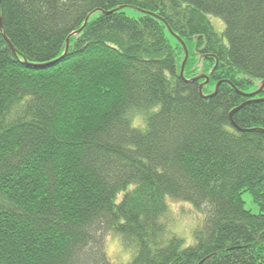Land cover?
<instances>
[{
    "label": "trees",
    "instance_id": "obj_1",
    "mask_svg": "<svg viewBox=\"0 0 264 264\" xmlns=\"http://www.w3.org/2000/svg\"><path fill=\"white\" fill-rule=\"evenodd\" d=\"M262 81L264 0H0V264H264Z\"/></svg>",
    "mask_w": 264,
    "mask_h": 264
},
{
    "label": "rangeland",
    "instance_id": "obj_2",
    "mask_svg": "<svg viewBox=\"0 0 264 264\" xmlns=\"http://www.w3.org/2000/svg\"><path fill=\"white\" fill-rule=\"evenodd\" d=\"M128 15L132 17H138L141 12L135 8H125ZM211 22L217 32L223 33L225 30V22L215 15L210 16ZM246 202V207L254 213L260 212L259 205L254 201L253 194L249 191L243 194ZM170 202V201H169ZM171 203V202H170ZM173 217L176 222V226L179 230H182L187 238V245H189L188 238L191 237V241H194L193 231L197 226H202L204 223V214L198 215L191 209L192 206L188 202H181L179 200L172 201ZM107 242V253L113 264H127L133 260L136 255V250L133 248L125 247L122 237L116 232H107L105 234ZM191 242V243H192ZM130 254V259H125Z\"/></svg>",
    "mask_w": 264,
    "mask_h": 264
},
{
    "label": "water",
    "instance_id": "obj_3",
    "mask_svg": "<svg viewBox=\"0 0 264 264\" xmlns=\"http://www.w3.org/2000/svg\"><path fill=\"white\" fill-rule=\"evenodd\" d=\"M120 8H123V7H120ZM87 21H88V19L86 20L84 26H83L80 30H78L77 32H75V33H79V32H81V30H82V29L85 27V25L87 24ZM178 39H179V40L181 41V43L183 44L184 49H185V53H186V56H185V59H184V61H183V65H182V72H181V76L185 79L184 72H185V66H186L187 60H188V58H189V50H188V47H187V45L185 44V42L182 40V38L178 36ZM68 43H69V40H68ZM68 48H69V45H67V51H68ZM35 66H36V67H42V66H44V65H35ZM201 78H205V79H206L205 83H202V84L200 85L201 93H202V95H204L205 97L214 96V95L218 92V89H219L220 84L223 82V81H219V82H218V84L216 85V89H215L214 93H212V94H210V95H205V94L203 93V86H204L206 83H208V82L210 81L209 77H208L206 74H202V75H200V76H196V77H194L193 79H186V81L191 82V81L199 80V79H201ZM226 82L231 83L230 81H227V80H226ZM263 91H264V81H262L260 87H259L257 90H255V91H252V92H244V91H240L243 95L249 97L250 100H248V101H246L245 103H243L242 105L236 107V108L231 112V117L233 116V113H234V112H236L237 110H239L240 108H242V107H243L244 105H246L247 103H250V102H252V101H261V100H264V97H259V95H260Z\"/></svg>",
    "mask_w": 264,
    "mask_h": 264
},
{
    "label": "clouds",
    "instance_id": "obj_4",
    "mask_svg": "<svg viewBox=\"0 0 264 264\" xmlns=\"http://www.w3.org/2000/svg\"><path fill=\"white\" fill-rule=\"evenodd\" d=\"M188 242H189V243L192 242V241H191V237H190V235H189V238H188ZM125 259H126V260H127V259H130V254H129L128 256H126Z\"/></svg>",
    "mask_w": 264,
    "mask_h": 264
}]
</instances>
